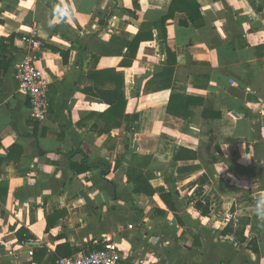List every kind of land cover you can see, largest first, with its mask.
<instances>
[{
    "label": "crops",
    "instance_id": "1",
    "mask_svg": "<svg viewBox=\"0 0 264 264\" xmlns=\"http://www.w3.org/2000/svg\"><path fill=\"white\" fill-rule=\"evenodd\" d=\"M135 1L0 0V264H55L58 245L80 253L104 239L119 247L117 264H264V0H196L200 24H179L176 10L164 41L172 0ZM31 33L49 80L42 124L14 71ZM138 33L152 39L134 57L116 52ZM88 69L123 74L120 125H105L108 105L84 92ZM132 154L149 157L154 194L127 180ZM21 227L33 236L25 245Z\"/></svg>",
    "mask_w": 264,
    "mask_h": 264
},
{
    "label": "trees",
    "instance_id": "2",
    "mask_svg": "<svg viewBox=\"0 0 264 264\" xmlns=\"http://www.w3.org/2000/svg\"><path fill=\"white\" fill-rule=\"evenodd\" d=\"M136 4V1L134 0V5ZM199 4L196 0H172L171 4L169 6L168 14L161 19V33H162V39L164 41L165 38V31L163 27V23L166 20L167 17L172 16L174 11L184 12L186 15L185 20H179V24L187 26L188 24H191L193 26H197L200 23H198V19H200V12H199ZM155 26V25H154ZM149 38L152 39V34H149L146 37H143L141 35L136 34L132 39L123 41L119 44L118 50L116 52L120 54L124 48L127 50V55L130 57H134L135 53L138 49L139 44ZM7 40H13V35H10ZM117 44V43H116ZM46 46V47H45ZM44 47L50 50L53 53H58L62 61L65 62L67 60L68 51L62 50L60 48L45 45ZM43 47V45H42ZM85 51L87 52L88 49L86 46H84ZM108 53V52H107ZM109 53H112L109 51ZM167 59L166 64L163 67L162 71L156 75V78L163 79L164 81H168L171 77V74L173 72V66L175 64V58L174 54L167 49L166 50ZM94 58V61L98 59V55H92ZM172 58V60H171ZM155 77V75H154ZM87 78L91 81H93V84L89 86L88 88L84 89V92L90 96H93L95 98L100 99L105 104L108 105V108L101 114L98 115L101 120L104 122L105 125H112V126H118L120 125L121 120H125L127 118L124 108L126 105V100L124 97V88H123V74L121 72L115 71L114 69H104V70H95V69H88L87 70ZM105 84H110L111 87L106 88L104 87ZM163 88H167V83L163 85ZM173 101V97L170 99V103ZM169 110V107L168 109ZM17 147L12 148V152L10 151V154L13 153L16 150ZM179 151H185L183 148H179ZM9 155V154H8ZM149 157L147 156H139L137 154H132L131 158L129 159V164L127 165L126 169V177L129 182L132 183L134 191L136 193H143L147 195L154 194V190L150 187L149 179L150 174L149 171H144L145 168H147ZM85 164V163H84ZM107 166V165H106ZM101 171V174H105L108 170V166ZM71 168L77 172H83L86 171L90 166L86 165H71ZM160 199L163 201L165 206L171 210L174 211V203L171 199V196L169 194H161ZM194 206L198 209H200L203 213H208V203H200L199 201L195 202ZM16 236L18 241L25 242L29 239H33V236L23 227L19 228L16 232ZM101 246L97 245L96 247L90 248L89 250L99 249ZM45 250L39 249V253L43 254ZM56 253L57 256H71L74 255L76 252H78L77 248H72L69 246V244L64 243L61 245H58L56 247ZM56 255L51 257V261L53 262L56 259Z\"/></svg>",
    "mask_w": 264,
    "mask_h": 264
},
{
    "label": "built area",
    "instance_id": "3",
    "mask_svg": "<svg viewBox=\"0 0 264 264\" xmlns=\"http://www.w3.org/2000/svg\"><path fill=\"white\" fill-rule=\"evenodd\" d=\"M21 42L23 53L20 60L14 64L17 90L27 100L30 119L42 124L47 118L49 91V80L37 66L42 44L34 33L23 35ZM21 244L25 245V242ZM29 254H32V251H29ZM120 257L117 244L104 239L99 249L59 257L55 264H117Z\"/></svg>",
    "mask_w": 264,
    "mask_h": 264
},
{
    "label": "water",
    "instance_id": "4",
    "mask_svg": "<svg viewBox=\"0 0 264 264\" xmlns=\"http://www.w3.org/2000/svg\"><path fill=\"white\" fill-rule=\"evenodd\" d=\"M82 59H83V61H84V65H86V54L85 53H82Z\"/></svg>",
    "mask_w": 264,
    "mask_h": 264
}]
</instances>
